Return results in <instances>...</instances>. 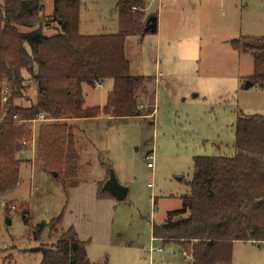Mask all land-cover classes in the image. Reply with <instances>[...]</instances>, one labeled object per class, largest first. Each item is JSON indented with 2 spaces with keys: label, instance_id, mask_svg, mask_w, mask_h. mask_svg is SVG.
I'll use <instances>...</instances> for the list:
<instances>
[{
  "label": "rangeland",
  "instance_id": "1",
  "mask_svg": "<svg viewBox=\"0 0 264 264\" xmlns=\"http://www.w3.org/2000/svg\"><path fill=\"white\" fill-rule=\"evenodd\" d=\"M174 1L162 0V10L174 11L176 22L184 27L177 34L199 36V44L205 47L211 42V50L204 49L199 65L193 66L184 62L182 47L178 54L176 44L171 49L166 46L163 29L157 50L155 33L143 31L126 40L125 55L131 74L149 78L146 83L155 78L152 93L144 90L137 98L138 112L148 115L117 120L101 115L82 123L68 121L75 126L79 156L74 180H64L59 174L60 183L40 171L35 151L26 148L17 154L22 161L20 181L0 199V264H41V255L34 250L53 245L61 236L60 229L69 227L85 242L90 262L190 263L175 243L152 240L151 227L161 224L168 212L180 209V197L189 194L187 183L193 174L194 157L233 156L237 117L264 116V91L258 84L245 88L252 73V59L246 54L237 55L227 43L216 41L219 37L234 39L247 34L264 38V0L212 4L210 21L206 17L201 21L199 0ZM116 2L80 0L78 32L88 36L116 33ZM156 3L152 1L150 12H156ZM51 12L52 0H45L43 15L47 18ZM50 28L43 33L55 34V26ZM187 29L191 32L186 33ZM28 86L15 105L28 107L36 103L35 86ZM110 89V80L93 89L83 85V107L102 109ZM53 122L36 123L35 134L40 126ZM150 152L154 164L151 172L145 160ZM109 171L120 186L128 189L124 201L101 194ZM150 180L153 189L147 187ZM21 205L29 207L32 226L48 223L58 215L62 216V223L52 225L40 241H33L17 213ZM5 217L11 220L9 226L5 225ZM150 246L161 251L148 255ZM231 261L264 264V243H234Z\"/></svg>",
  "mask_w": 264,
  "mask_h": 264
},
{
  "label": "trees",
  "instance_id": "2",
  "mask_svg": "<svg viewBox=\"0 0 264 264\" xmlns=\"http://www.w3.org/2000/svg\"><path fill=\"white\" fill-rule=\"evenodd\" d=\"M44 1L0 0V196L19 183L22 161L17 154L27 150L20 142L29 139V124L40 115L55 122L36 129L34 156L40 171L56 174L58 182L59 174L74 180L79 167L75 126L68 121L148 115L138 112L137 103L147 79L131 74L125 55L126 40L146 28L145 0H117V32L92 36L78 32L80 0H52L47 18ZM52 24L55 34H44ZM229 45L238 54L249 55L252 73L247 79L264 91V38L242 37ZM107 80L112 88L102 109L84 108L82 86L93 89ZM28 85L35 86L36 103L15 105ZM233 150V156L194 157L189 194L180 197V209L151 227L152 239L175 243L189 264H232L234 243H264L263 115L237 117ZM17 213L33 241L62 223L58 215L32 226L29 207L21 205ZM10 222L5 217V225ZM60 232L53 245L34 250L40 253L41 264H106L86 258L85 242L72 227Z\"/></svg>",
  "mask_w": 264,
  "mask_h": 264
},
{
  "label": "crops",
  "instance_id": "3",
  "mask_svg": "<svg viewBox=\"0 0 264 264\" xmlns=\"http://www.w3.org/2000/svg\"><path fill=\"white\" fill-rule=\"evenodd\" d=\"M152 1H154V0H145L144 18L151 17V16H156V20H157V24H156L157 29H156V32H155V44H156L155 46H156V50L158 48V45H160V43H161V40H162V29H163L164 30V36L163 37H164V42L166 43V46L169 49H171V47L173 48L174 44H176L177 45V53L178 54H179V51H180V49L182 47L183 51L181 53H182V56L184 58V62L192 63L193 66H196V65L198 66L199 63H200L199 56L201 55V53H202V51L204 49H206L207 51L211 50V47H212L211 46V42L207 46L204 47V46L199 44L200 41H201L200 38L198 39L199 36H193V35H191V36H186L185 35L183 37L179 36L177 34L178 30L182 29L184 27H180V24H178L176 22L175 13H174L173 10H171L172 8L165 9V11H163L162 10L163 9L162 0H155L157 2L156 3V5H157L156 12H154V13L150 12ZM225 1L226 0H208V1H200L199 0V5L200 6H199V9H198V13L201 15V17H200L201 21H205V17L208 19V21H210L211 17H213L212 14H211V6H212V4L221 6V5L225 4ZM174 2H177V1L175 0ZM189 3L190 2L188 1V4ZM159 6L161 8L160 10H159ZM252 24L253 23H251L250 25H252ZM241 26H243V25L241 24ZM251 27L252 26H250V30H251ZM185 32L186 33H190L191 30L187 29ZM242 37H248V38L249 37H254L255 38V37H259V36H252V35H248L247 34V35H239L238 38H242ZM238 38H234V39H238ZM231 40H233V39H231V37H224V38H220L219 37V38H217L216 41H219L220 44L221 43H227L229 45V41H231ZM229 47H230V45H229ZM230 49L232 51H234L231 47H230ZM234 52L237 55H240L236 51H234ZM226 54H227V52H226ZM226 54H224V56H226ZM197 57H198V60H196ZM144 78L147 79V80L149 79V78H146V77H144ZM151 83H152V88H151L150 91L152 93V91H153V89L155 87V78L152 80ZM111 88H112V82H111ZM144 90L146 91L145 88H144ZM110 91H111V89H110ZM146 92H148V91H146ZM142 93L143 92H141L138 97H140V95H142ZM140 109H142V106H140ZM105 118H107V117H105ZM107 119H109V118H107ZM77 122L82 123V120L81 121H77ZM19 171H20V168H19ZM19 181H20V179H19ZM99 184H100V182L98 183V186H99ZM98 190H99V188H98ZM98 190H97V192H98ZM6 194L0 196V199L2 197H5ZM109 197H111V196H109Z\"/></svg>",
  "mask_w": 264,
  "mask_h": 264
},
{
  "label": "water",
  "instance_id": "4",
  "mask_svg": "<svg viewBox=\"0 0 264 264\" xmlns=\"http://www.w3.org/2000/svg\"><path fill=\"white\" fill-rule=\"evenodd\" d=\"M156 24H157L156 16L149 17L145 22L146 28L144 32L155 33L157 29ZM252 84H253L252 82L247 81L245 88L251 87ZM144 88L146 89V91L149 92L152 88V83L151 82L145 83ZM53 177L55 178L56 174L53 173ZM101 192L108 194L117 202H121L125 200L128 193V189L126 187L120 186L116 181L114 173L112 171H109L108 179L102 185Z\"/></svg>",
  "mask_w": 264,
  "mask_h": 264
},
{
  "label": "built area",
  "instance_id": "5",
  "mask_svg": "<svg viewBox=\"0 0 264 264\" xmlns=\"http://www.w3.org/2000/svg\"><path fill=\"white\" fill-rule=\"evenodd\" d=\"M6 94H7L6 88L2 87V89H1V96L2 97H5ZM14 120L16 121L15 118H14ZM45 121H47V119H46L45 115H43V114L40 115L37 120L31 121L30 124H32V128H30V136H29V139L28 140L21 141L20 142V146L21 147L28 148V150H30L31 152H34V150H35V141H36V139H35V124L36 123H40V122H45ZM152 159H153V156H152V154L150 152V154H147L146 157H145V160L147 161L146 167H147V169L150 172L154 169V164H153ZM147 187L149 189H153L154 188V184H153V182L151 180L147 184ZM11 209L13 210V208H11ZM152 240H154V239H152ZM154 251L160 252L161 250L160 249H154L153 247L150 246L149 247V250H147L148 255L152 254Z\"/></svg>",
  "mask_w": 264,
  "mask_h": 264
}]
</instances>
